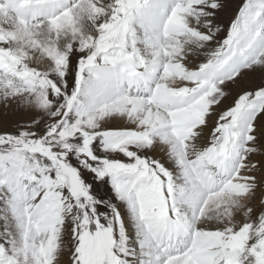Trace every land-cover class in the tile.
<instances>
[{
    "label": "snow or ice",
    "instance_id": "1",
    "mask_svg": "<svg viewBox=\"0 0 264 264\" xmlns=\"http://www.w3.org/2000/svg\"><path fill=\"white\" fill-rule=\"evenodd\" d=\"M0 264H264V0H0Z\"/></svg>",
    "mask_w": 264,
    "mask_h": 264
},
{
    "label": "rangeland",
    "instance_id": "2",
    "mask_svg": "<svg viewBox=\"0 0 264 264\" xmlns=\"http://www.w3.org/2000/svg\"><path fill=\"white\" fill-rule=\"evenodd\" d=\"M232 6L235 7L239 0H231ZM26 118L20 114H15L12 112H5L4 109L0 108V127L8 126L10 127L12 123L16 120Z\"/></svg>",
    "mask_w": 264,
    "mask_h": 264
}]
</instances>
